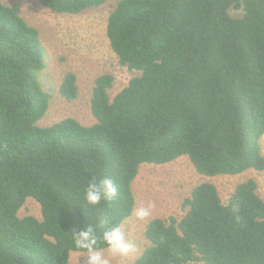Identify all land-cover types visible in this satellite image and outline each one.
Listing matches in <instances>:
<instances>
[{
  "label": "trees",
  "instance_id": "obj_1",
  "mask_svg": "<svg viewBox=\"0 0 264 264\" xmlns=\"http://www.w3.org/2000/svg\"><path fill=\"white\" fill-rule=\"evenodd\" d=\"M38 1L76 15L108 0ZM106 36L119 65L139 76L113 98L112 75L94 80L93 125L67 118L40 128L50 99L39 80L45 50L17 5L0 2V264H69L71 252H86L72 230L89 225L96 247L107 250L102 233L132 216L142 164L186 156L206 177L264 170V0H121ZM76 80L64 75L65 101L77 98ZM103 178L116 195L88 204V183ZM27 198L41 220L19 218ZM182 208L179 220L147 224L148 246L133 264H264L255 180L239 183L226 204L212 183H201Z\"/></svg>",
  "mask_w": 264,
  "mask_h": 264
},
{
  "label": "rangeland",
  "instance_id": "obj_2",
  "mask_svg": "<svg viewBox=\"0 0 264 264\" xmlns=\"http://www.w3.org/2000/svg\"><path fill=\"white\" fill-rule=\"evenodd\" d=\"M119 1L108 0L99 7L68 15L53 13L38 0H0L5 5H17L19 15L38 30L45 50V68L39 74V80L50 99L46 114L36 126L48 127L67 118L91 126L95 123L90 110L94 80L104 74L112 75L114 82L109 96L113 98L133 77L139 76V72H130L119 65L106 36L108 16ZM229 14L240 17L242 11L231 9ZM67 72L74 73L78 87L77 98L70 102L59 95V87ZM260 150L264 157V135ZM248 179L256 181L257 193L264 200V170H249L236 176L206 177L196 172L186 156L164 165L142 164L132 183L135 207L148 203L154 207L146 219L138 220L132 215L122 225L126 238L135 245L136 251L127 257H112L108 249L102 250L103 254L110 259V264H133L148 246L144 238L147 224L155 218L170 216L179 220L184 215L183 200L189 197L194 187L204 182L212 183L226 204L235 187ZM18 216L42 219L40 206L32 198L26 199ZM86 261V252H71L69 264H86Z\"/></svg>",
  "mask_w": 264,
  "mask_h": 264
},
{
  "label": "clouds",
  "instance_id": "obj_3",
  "mask_svg": "<svg viewBox=\"0 0 264 264\" xmlns=\"http://www.w3.org/2000/svg\"><path fill=\"white\" fill-rule=\"evenodd\" d=\"M116 192L117 188L110 178H103L99 183L93 179L85 189V199L88 204L96 205L102 200L111 199L116 195ZM153 207L152 203L134 207L131 214L138 220H144L150 216ZM233 211H238V209L234 208ZM71 236L75 247L86 251V264H110V259L96 247L98 238L93 226L73 229ZM101 239L107 245L108 252L112 257H127L136 251L135 245L126 238L125 231L120 224L105 230Z\"/></svg>",
  "mask_w": 264,
  "mask_h": 264
}]
</instances>
